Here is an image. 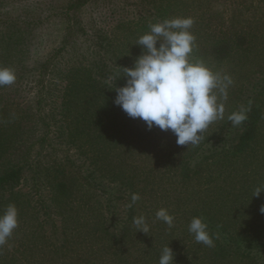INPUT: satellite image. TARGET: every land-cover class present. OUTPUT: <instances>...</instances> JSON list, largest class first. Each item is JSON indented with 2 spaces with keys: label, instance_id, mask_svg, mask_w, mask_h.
Returning <instances> with one entry per match:
<instances>
[{
  "label": "rangeland",
  "instance_id": "1",
  "mask_svg": "<svg viewBox=\"0 0 264 264\" xmlns=\"http://www.w3.org/2000/svg\"><path fill=\"white\" fill-rule=\"evenodd\" d=\"M176 17L194 20L189 59L234 81L225 118L189 148L114 104L138 38ZM245 35L254 48L264 40V0H0V67L16 76L0 87V214L18 210L0 264H159L165 246L174 264H235L227 238L264 237V193L253 197L264 185V50L250 53L260 67L249 84L210 54ZM243 104L234 127L227 116ZM161 208L174 227L156 219ZM141 215L148 234L133 224ZM193 217L214 247L188 232Z\"/></svg>",
  "mask_w": 264,
  "mask_h": 264
},
{
  "label": "clouds",
  "instance_id": "2",
  "mask_svg": "<svg viewBox=\"0 0 264 264\" xmlns=\"http://www.w3.org/2000/svg\"><path fill=\"white\" fill-rule=\"evenodd\" d=\"M192 18L176 17L150 25V30L140 36L136 46L142 54L136 58L131 68L119 67L121 79L126 84L116 88L114 104L130 118H139L149 130L158 127L161 131H171L178 146L195 147L204 139L209 126L225 118V103L229 88L234 84L226 73L213 72L202 61L192 62L189 57L195 47V36L191 32ZM16 76L12 69L0 67V87L11 86ZM118 79V80H119ZM250 107H241L227 116L232 126L247 120ZM264 193V185L257 186L253 197ZM140 195L133 193L132 208ZM264 214V206L260 208ZM156 219L174 227V216L167 209L156 212ZM138 232L150 231L146 218H133ZM18 227V210L9 204L0 214V247L7 244ZM188 232L198 244L212 248L215 246L208 225L200 217H193L188 224ZM218 238V235L217 237ZM159 264H174V253L169 246L162 249Z\"/></svg>",
  "mask_w": 264,
  "mask_h": 264
},
{
  "label": "trees",
  "instance_id": "3",
  "mask_svg": "<svg viewBox=\"0 0 264 264\" xmlns=\"http://www.w3.org/2000/svg\"><path fill=\"white\" fill-rule=\"evenodd\" d=\"M253 44V42H248L246 35L245 38L243 36L242 38L237 39L230 37L226 43H220L219 41L218 43L216 42V47L212 49V52H210V54L214 55L212 58L215 59L226 58L227 60L224 63V66H230L231 64V67H229L228 69L235 68L234 71H237V73H240L242 76L249 75L246 80V83L249 84L253 79L252 76L256 75L254 74L256 72V69L254 68L260 67L256 66V64H258L259 62L257 59H255L256 57L251 56L250 53L253 52L255 53L254 55H256L257 52L263 51L264 40H261V42H259L257 45L255 44V48L252 46ZM242 106L244 107V104ZM4 172L5 170H0V184H2L6 179V173ZM247 238L248 237H245L239 240H236L235 238H227L229 240H232L236 244L233 246L232 250L234 253L237 252L234 255V258H236L234 259L235 264H241L243 262L241 259H245L247 257L250 258V256L255 258L256 260L263 261L264 264V237L259 236L256 240L251 241L247 240ZM228 258L233 257L231 256Z\"/></svg>",
  "mask_w": 264,
  "mask_h": 264
}]
</instances>
